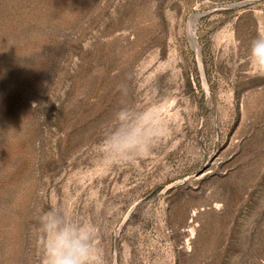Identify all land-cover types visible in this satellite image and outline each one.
Instances as JSON below:
<instances>
[{
	"label": "rangeland",
	"instance_id": "1",
	"mask_svg": "<svg viewBox=\"0 0 264 264\" xmlns=\"http://www.w3.org/2000/svg\"><path fill=\"white\" fill-rule=\"evenodd\" d=\"M264 0H0V264H43L53 205L106 264H264ZM123 107L149 152L102 154Z\"/></svg>",
	"mask_w": 264,
	"mask_h": 264
},
{
	"label": "clouds",
	"instance_id": "2",
	"mask_svg": "<svg viewBox=\"0 0 264 264\" xmlns=\"http://www.w3.org/2000/svg\"><path fill=\"white\" fill-rule=\"evenodd\" d=\"M248 61L253 75L264 76V32L249 46ZM161 124L143 110L123 107L103 132L100 145L105 159L120 163L149 152L161 131ZM43 264H106L99 245V228L71 210L53 205L39 218Z\"/></svg>",
	"mask_w": 264,
	"mask_h": 264
}]
</instances>
